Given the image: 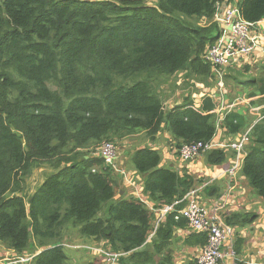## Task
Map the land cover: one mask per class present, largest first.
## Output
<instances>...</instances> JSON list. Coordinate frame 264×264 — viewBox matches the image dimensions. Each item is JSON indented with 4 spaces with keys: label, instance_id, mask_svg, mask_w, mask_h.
Here are the masks:
<instances>
[{
    "label": "trees",
    "instance_id": "1",
    "mask_svg": "<svg viewBox=\"0 0 264 264\" xmlns=\"http://www.w3.org/2000/svg\"><path fill=\"white\" fill-rule=\"evenodd\" d=\"M234 4L244 21H264V0H0V244L11 258L68 264L62 241L76 230L125 254L118 264H174L166 248L174 230L187 226L178 213L184 205L158 224L150 248L141 250L156 220L149 208L182 200L202 183L163 167L159 150L141 146L130 161L145 176L146 203L116 200L118 185L97 153L104 142L116 145L138 133L154 143L166 131L179 156L181 146L210 143L217 131L242 137L249 130L240 175L264 201V117L251 126L252 118L236 110L217 116L209 96L200 97L196 110L188 97L164 108L160 93L180 72L201 76L202 84L214 81L203 57L219 34L218 7ZM237 84L244 99L264 95V83ZM227 150L202 158L222 166ZM39 163L49 164L51 173L33 194L22 195L25 177ZM254 220L251 213L234 214L224 223L241 229ZM206 243L204 233L183 241L201 249ZM242 246L236 234L234 264H241Z\"/></svg>",
    "mask_w": 264,
    "mask_h": 264
},
{
    "label": "crops",
    "instance_id": "2",
    "mask_svg": "<svg viewBox=\"0 0 264 264\" xmlns=\"http://www.w3.org/2000/svg\"><path fill=\"white\" fill-rule=\"evenodd\" d=\"M227 6H219V13ZM217 30L219 31L218 36L223 30V27L217 24ZM253 34L264 38V21L257 23L253 28ZM217 36V38H218ZM243 65V66H242ZM231 68H241L248 67L257 68V72L262 76L261 79L255 80V83H264V50H257L246 58H242L235 61ZM229 66V67H230ZM258 66V67H257ZM237 90V89H235ZM252 90V88L248 89ZM234 91V89H233ZM246 93V92H244ZM196 100V99H195ZM264 95H257L253 98L244 99L242 102L245 111L239 113H247L252 117V122L260 116L264 110ZM182 100H177L172 106H178ZM165 104V103H164ZM201 104V99L194 101L193 106ZM169 106L168 108H170ZM236 109V108H235ZM216 109L214 110L215 113ZM238 112V111H237ZM256 117V118H255ZM255 118V119H254ZM252 126V125H251ZM240 135L235 137L227 136L223 131H217L216 137L213 139L215 143H230L239 140ZM164 137L165 140L160 141V138ZM169 138V139H168ZM170 136L166 131L161 132L157 135L154 143H146L145 147H152L153 149L163 152L162 166H169V169L177 172H186L188 175L192 176L195 181H201V185H195L197 191V200L202 205V207L207 212V217L212 221L224 222L226 217L236 214H253L255 215V220L244 226L241 229H236L230 226L231 233L233 236L226 243V250L229 247L233 249V242L235 235L238 234L243 239L242 252L237 258L241 261V264H259V262L264 261V202L259 198H250L251 193L246 188L245 178L240 175V171H237L233 177L225 174V172L230 169L234 163L235 156L233 152L227 150V159L222 166L214 167L205 164L202 156L189 161L183 162L179 156L174 155L171 149ZM144 146V145H143ZM129 149V145L123 142L119 148H116V158L114 159L116 164V169H110L113 179L118 185V190L115 196L116 200H127L129 198H138L142 201L146 200L145 196L141 194L143 182L145 179L144 175H141L134 171L133 169H127V158L131 157L134 151L130 152L127 157L120 158L119 156L123 154V151ZM43 182V181H42ZM209 188V191H204L205 188ZM146 203V201H144ZM152 211V208H149ZM153 212V211H152ZM154 213V212H153ZM195 233L190 230L188 226L184 228L175 229L173 232V238L170 245L166 248L167 251L171 253V257L174 264H186L192 260H195L201 252V248L184 246L183 241L190 234ZM154 236L153 230L152 234L148 237L146 243L142 246L141 250L150 248V243ZM81 239V238H80ZM81 243L85 245H97L102 243H97L90 239H81ZM93 242V243H92ZM67 248L71 249L70 246ZM89 252V251H88ZM89 254V253H87ZM90 254H93L90 252ZM89 254V255H90ZM97 257V256H96ZM98 258H88V263L86 261L81 264H103V260ZM87 260V259H86ZM233 261V263H231ZM72 262L80 264L78 260L73 259ZM223 264H234V259L226 258Z\"/></svg>",
    "mask_w": 264,
    "mask_h": 264
},
{
    "label": "built area",
    "instance_id": "3",
    "mask_svg": "<svg viewBox=\"0 0 264 264\" xmlns=\"http://www.w3.org/2000/svg\"><path fill=\"white\" fill-rule=\"evenodd\" d=\"M214 20L223 27V30L215 43L206 50L203 59L213 67L215 73H218V71H221L223 68L229 67L235 61L250 56L257 50H264V38L253 34L252 28L257 23L252 24L244 21L239 14L237 5L227 6L222 13L217 11ZM191 108L196 110V108ZM263 117L264 115L258 116L257 121L261 120ZM256 122H254L253 125ZM248 131L240 137L239 140L230 143H215L212 140L207 144L193 143L183 145L178 150L179 158L183 162H189L213 149L232 150L235 152L234 163L225 174L233 177L236 172L241 169L245 156L244 146ZM97 157L103 161L106 167L113 170L116 169L114 161L116 158V148L114 144L104 142L98 150ZM197 191L198 190L194 188L190 190L182 200L176 201L171 205L162 206L159 209H152L156 215L153 233L158 224L162 222L169 213L175 211L176 206L183 204L184 207L179 210L178 213L187 222L188 228L195 233H204L207 235V243L196 258L197 264H223L228 257L233 260L235 257L233 249L229 247L228 250H226L225 246L231 237V228L224 222L208 219L206 210L196 198ZM85 249L93 254L97 253V256L102 258L103 264H118L119 259L125 256L123 253H113L105 249L93 250L87 246ZM31 258L32 257L4 258L0 260V264H24ZM231 263H233V261ZM259 264H264V261L259 262Z\"/></svg>",
    "mask_w": 264,
    "mask_h": 264
},
{
    "label": "rangeland",
    "instance_id": "4",
    "mask_svg": "<svg viewBox=\"0 0 264 264\" xmlns=\"http://www.w3.org/2000/svg\"><path fill=\"white\" fill-rule=\"evenodd\" d=\"M145 1L151 2V0H145ZM211 35L212 37H215L216 31H213ZM244 68L245 67L229 69L228 67H226L221 69V71H218V73H215L213 71L215 74L214 81H210L209 83L206 84H202L201 76L194 77L193 75H190L187 72H180L174 77L168 79L167 83L160 90V93L166 98L164 100L165 101L164 108L172 106L177 100H182L185 97L191 98L192 101L193 100L196 101L199 100L200 97L209 96L213 101H215L214 102L216 106L215 114L217 116H221L222 113L231 112L233 110H236L238 112L241 111L246 112V110H243L245 108L244 107L245 104L242 103L244 101V98H246L245 96L246 93L243 92V87L237 84V80L241 79L242 81H246L248 79H254L257 81L261 79L262 76L259 74V72H257V68H252V70L249 69L248 72H245ZM236 88L237 91L235 90L233 91V89ZM192 107L196 108V106H192ZM247 117L250 119V117L252 116L247 115ZM256 121L257 119L254 120V122ZM251 125H253V122ZM162 140L169 141V140H165L164 137L160 138L161 142ZM123 142H126V144L129 145V149L125 148L127 151L125 153L124 150L123 151L124 156L120 155L119 156L120 158L127 157L128 155H130V152L134 151L135 149H138L143 145L145 146V142L148 143L146 141L144 134L138 133L132 136L131 138L124 139L120 143L116 144L115 148H119L120 145H123ZM160 153L163 159V152L160 151ZM130 160L131 157L128 156L127 164H126L127 169H132ZM165 167L169 168V166H165ZM51 171H52V167H50L49 164L39 163L38 165H35V167L30 171V173L24 179V185H23L24 188L22 195L25 194V196H30L31 194H33L37 190L38 186L45 179V177H47L51 173ZM245 182H246L247 190L251 193L250 198L251 199L253 197L258 198L256 193L249 186L248 181L245 180ZM262 202L264 201L262 200ZM99 216L102 217L103 214H100ZM67 235H68L67 238L69 239L62 241V243H64L63 248L65 251V255L67 257L68 264H77L72 262L73 259L78 260V262L81 264L84 261L88 263L89 261L88 258L90 257L98 258L97 256L98 254L97 253L90 254V252H88L85 249L86 246L93 250L105 249L103 247V244L84 246V244L80 242L82 238L78 235L76 230H69L67 232ZM232 236L233 233H231V237ZM68 246H70L71 249L67 248ZM87 253H89L90 255ZM12 256H13L12 251H7L0 244V260L4 258L8 259L11 258Z\"/></svg>",
    "mask_w": 264,
    "mask_h": 264
}]
</instances>
